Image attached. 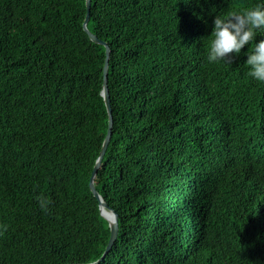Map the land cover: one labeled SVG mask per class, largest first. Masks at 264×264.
Returning a JSON list of instances; mask_svg holds the SVG:
<instances>
[{
  "label": "trees",
  "instance_id": "1",
  "mask_svg": "<svg viewBox=\"0 0 264 264\" xmlns=\"http://www.w3.org/2000/svg\"><path fill=\"white\" fill-rule=\"evenodd\" d=\"M118 215L100 264H264V83L209 62L213 20L260 0H91ZM86 0H0V264H90L111 229ZM264 35L257 36V42Z\"/></svg>",
  "mask_w": 264,
  "mask_h": 264
},
{
  "label": "clouds",
  "instance_id": "2",
  "mask_svg": "<svg viewBox=\"0 0 264 264\" xmlns=\"http://www.w3.org/2000/svg\"><path fill=\"white\" fill-rule=\"evenodd\" d=\"M258 35H264V0L250 8L217 15L213 20L207 59L213 63H232L247 45L248 50L243 54L248 75L264 83V39L257 42Z\"/></svg>",
  "mask_w": 264,
  "mask_h": 264
},
{
  "label": "water",
  "instance_id": "3",
  "mask_svg": "<svg viewBox=\"0 0 264 264\" xmlns=\"http://www.w3.org/2000/svg\"><path fill=\"white\" fill-rule=\"evenodd\" d=\"M91 5L92 2L91 0H86V18L83 24V29L84 31L88 34V36L90 37V39L98 44H101L103 46H105L106 48V59H105V65H104V72H103V76H104V81H103V90H102V96L104 98V102L107 108V112H108V116H109V124H108V131H107V135L105 137V140L103 142L102 145V149L100 151L99 157L96 160L94 169H93V173L90 179V190L93 193V195L98 199L99 204H100V210H101V214L102 216L109 222V226L111 229V236L107 245V248L105 250V252L103 253L102 257L97 260L96 262L90 263V264H100L101 262H103L106 258V256L108 255V253L111 251V249L113 248L117 238H118V232H119V227H118V215L117 212L115 210H113L109 204L107 203L106 200H104L99 192L97 191L96 187H95V178L98 174V171L101 167L102 161L104 159V156L106 154V151L108 149L109 143L111 141V137L113 134V126H114V121H113V114H112V105H111V97H110V91H109V87H108V74H109V61H110V57H111V49L108 46V44L103 41L102 39H99L96 35H94L89 29H88V22L90 20V13H91ZM110 209L113 214L116 217V220H112L108 214L105 212V209Z\"/></svg>",
  "mask_w": 264,
  "mask_h": 264
},
{
  "label": "built area",
  "instance_id": "4",
  "mask_svg": "<svg viewBox=\"0 0 264 264\" xmlns=\"http://www.w3.org/2000/svg\"><path fill=\"white\" fill-rule=\"evenodd\" d=\"M105 212L108 214V216L112 219V220H116L115 215L113 214V212L108 208L105 209Z\"/></svg>",
  "mask_w": 264,
  "mask_h": 264
}]
</instances>
